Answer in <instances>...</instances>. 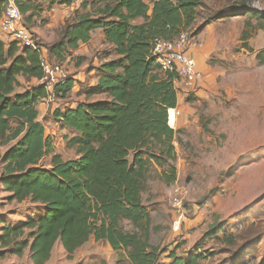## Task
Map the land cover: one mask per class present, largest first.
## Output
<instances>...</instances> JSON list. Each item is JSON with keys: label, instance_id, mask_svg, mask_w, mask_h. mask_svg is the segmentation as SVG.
<instances>
[{"label": "trees", "instance_id": "16d2710c", "mask_svg": "<svg viewBox=\"0 0 264 264\" xmlns=\"http://www.w3.org/2000/svg\"><path fill=\"white\" fill-rule=\"evenodd\" d=\"M82 1L46 50L51 63L62 65L96 30L102 31L110 48L112 58L97 68L96 84L87 93L102 99L56 110L53 115L72 131L66 145L77 154L75 159L62 160L44 134L37 109L47 96L44 85L16 92L19 79L39 82L43 78L41 53L16 41L0 40V147H6L0 155V188L10 202L29 201L43 208L39 216L15 224L0 217V261L19 258L28 250L31 264H46L57 243L71 257L93 239L123 252L129 264H200L206 256L199 247L177 255L176 250L151 242V215L142 194L152 168L160 169L158 177L166 184L176 179L177 132L168 125L167 111L177 107L178 95L174 77L159 71L152 44L188 33L204 0ZM44 2L47 8L65 5L57 0ZM15 3L25 28L42 10L38 0ZM247 3L239 0L231 7L240 10ZM3 10L0 0V15ZM259 19L264 21V15ZM256 58L264 64L263 53ZM75 85L70 76L54 88V97L66 99ZM45 156H51L49 168L40 166ZM220 231L212 226L208 234L220 242L236 243L227 231L221 238ZM248 253L237 264H264L244 261Z\"/></svg>", "mask_w": 264, "mask_h": 264}, {"label": "rangeland", "instance_id": "374dc122", "mask_svg": "<svg viewBox=\"0 0 264 264\" xmlns=\"http://www.w3.org/2000/svg\"><path fill=\"white\" fill-rule=\"evenodd\" d=\"M238 1L204 0L205 6L197 10V19L187 30L202 44L197 57L207 70L210 85L206 98L178 95L180 103L192 112L188 128L175 141L176 179L166 184L158 177L160 169L152 168L142 194L151 215V242L167 251L176 250L177 255L199 247L206 256L200 264H237L246 252L250 253L244 261H264V64L256 58L264 54V21L259 19L264 15V0H248L245 8L233 10L231 6ZM38 2L41 13L26 28L47 53V46L58 40L59 30L83 1L52 8H47L44 0ZM91 36V42L72 52L62 64L76 80L72 93L64 100L40 103L44 105V112L39 111L41 123L47 132L57 128L52 145L64 161L77 154L67 147L70 135L62 125L54 126V112L102 99L88 95V87L100 64L112 58L99 32ZM4 40L7 43L9 38ZM36 83L21 78L16 92ZM5 149L0 147V155ZM50 157L42 158L40 166L49 168ZM176 187L184 191V219L178 232L171 229L170 216ZM0 210L4 212L0 215L14 222L43 212L42 206L29 201L10 202L1 188ZM123 226L130 229L126 222ZM212 226L221 230V238L227 231V237L236 243L217 241L208 234ZM51 257L49 264H129L123 252H114L106 242L93 239L71 257L57 243ZM1 264H30L28 250L19 258L3 259Z\"/></svg>", "mask_w": 264, "mask_h": 264}, {"label": "built area", "instance_id": "2783aa9c", "mask_svg": "<svg viewBox=\"0 0 264 264\" xmlns=\"http://www.w3.org/2000/svg\"><path fill=\"white\" fill-rule=\"evenodd\" d=\"M4 10L0 20V30L10 41H16L20 47L30 48L41 53V67L43 78L39 83L44 85L47 96L43 101L54 99V88L63 84L70 74L64 66L51 63L44 52L33 40L32 34L23 26L22 17L16 6L15 0H2ZM60 3L74 5L82 0H57ZM202 44L195 41L187 32H182L172 41L156 39L152 44L151 54L158 64L162 74H170L173 78V86L177 95L185 98L198 97L201 72L196 61L191 56V51L200 48ZM180 111L177 108L168 109V125L173 127ZM183 189L176 187L170 201L171 229L180 231L183 217Z\"/></svg>", "mask_w": 264, "mask_h": 264}, {"label": "crops", "instance_id": "0c3cea01", "mask_svg": "<svg viewBox=\"0 0 264 264\" xmlns=\"http://www.w3.org/2000/svg\"><path fill=\"white\" fill-rule=\"evenodd\" d=\"M65 5H59V4H55V5H53L52 7H64ZM51 7V8H52ZM65 12L67 13L68 11L67 10H65ZM1 16H2V14L0 15V20H1ZM135 23H137V24H139V23H141V20H136L135 21ZM95 32H99V34L103 37V34H102V31L101 30H96ZM4 38H7L5 35H3L1 32H0V40L2 41V42H4V43H6V41L4 40ZM91 39H92V36H91ZM91 39H90V41L89 42H91ZM8 42H10V40H8L7 41V43ZM88 42V43H89ZM87 44V43H86ZM83 45V44H82ZM82 45H80V46H82ZM80 48V47H79ZM79 48H78V50H79ZM78 50L76 51V52H78ZM199 48H196V49H194V50H192L191 51V55L194 57V59H195V61H196V63H197V67H198V70L201 72V75H202V79H201V82H200V90H199V92H198V98H206V95H207V90H208V85H210V83H209V81H208V73H207V70L202 66V64H201V62H200V60H199V58L197 57V55H200L199 54ZM37 83H36V85L37 84H39V82L37 81V80H35ZM19 82L21 83V79H19ZM96 84V78H94V80H93V82L91 83V86H94ZM42 102H44L43 100H41L40 101V103H42ZM39 103V106H37V109H38V113H39V111L41 110L42 112H44V109H43V104H40ZM179 111H180V114L177 116V118H176V121H175V124H174V126L173 127H171L173 130H175L176 132H177V134H176V139H177V137L178 136H180V132H182L184 129H187L188 128V120H189V118H188V116L190 115V113L192 112V110L189 108V106H187V105H185V104H183V103H180V101H179V97H178V102H177V107H176ZM191 116V115H190ZM38 119L41 121V119H42V117H40V113H39V117H38ZM54 120V119H53ZM42 122V121H41ZM54 126H58V124H60L61 125V123L60 122H56L55 120H54ZM44 127V126H43ZM44 134H45V136H48L52 141L54 140V137L56 138L57 137V128H54V127H52L51 129H50V132H47L48 130H46V128L44 127ZM63 131H65V133L66 134H69L70 136L69 137H71V136H73V133H72V131H70V130H68V129H66V128H64L63 127ZM174 145H175V143H174ZM175 150H176V152H177V148H176V146H175ZM54 151H55V149H54ZM55 152H57V151H55ZM54 152V153H55ZM56 154V153H55ZM75 158H77V156L75 157ZM50 167V166H49ZM7 194V193H6ZM7 198H8V194H7ZM0 212L1 213H4L3 211H1L0 210ZM0 217H3L2 215H0ZM25 218L26 217H24L23 219L21 218L19 221H16V222H14V221H10V219H8L7 217H3V219L7 222V223H12V224H15V223H17V222H21V221H24L25 220ZM2 224H0V226H1ZM66 254V253H65ZM51 256H52V254H51ZM9 257V256H8ZM12 257H15V256H12ZM28 257H29V255H28ZM7 258V257H6ZM18 258V257H17ZM52 258V257H51ZM50 258V259H51ZM3 260H1L0 261V264H1V262H2ZM30 264H31V262H30ZM46 264H49V261L46 263Z\"/></svg>", "mask_w": 264, "mask_h": 264}]
</instances>
